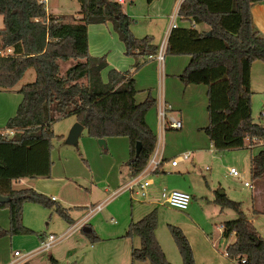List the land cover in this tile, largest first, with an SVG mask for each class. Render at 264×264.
<instances>
[{
    "label": "trees",
    "instance_id": "obj_1",
    "mask_svg": "<svg viewBox=\"0 0 264 264\" xmlns=\"http://www.w3.org/2000/svg\"><path fill=\"white\" fill-rule=\"evenodd\" d=\"M77 1L79 21L65 22L60 15L48 13L41 0H0V46L12 47L10 55L0 56V89L11 88L26 68L34 71V78L17 89L21 98L14 113L5 119L4 127L11 129L12 135L0 131V194L6 196L0 207L7 208L8 217V226L0 227V236L28 230L20 222L24 201L52 204V199L31 187L12 188L11 181L48 176L53 120L72 114L90 136H126L129 175L143 167L154 147L155 134L145 121L154 98L147 94L136 102L134 80L126 71L110 67L106 80L101 79L100 71L107 62L104 55L88 52L86 24L110 21L125 54H134V49L141 55L152 53L151 36L133 35L131 16L114 0ZM254 1L260 0H181L177 16L202 22L207 28L175 26L166 37L165 52L188 55L177 74L180 82L205 86L207 122L201 129L217 149L241 146L245 136H256L264 145V125L252 121L250 115V64L264 60V33L253 25L249 9ZM69 58L74 61L60 72L58 60ZM248 170L252 178L264 176V146L250 154ZM214 201L220 208L236 212L234 218L222 223L223 235L234 234L224 248L226 255L236 260L244 257V264H264V236L245 217L239 201L224 193H216ZM54 209L71 220L63 207L55 205ZM167 226L179 263L166 259L154 235V208L128 222L124 234L139 238L138 246L130 247V260L196 264L182 230L174 224ZM85 232L91 233V229Z\"/></svg>",
    "mask_w": 264,
    "mask_h": 264
},
{
    "label": "rangeland",
    "instance_id": "obj_2",
    "mask_svg": "<svg viewBox=\"0 0 264 264\" xmlns=\"http://www.w3.org/2000/svg\"><path fill=\"white\" fill-rule=\"evenodd\" d=\"M44 4L46 8L58 14L75 15L79 7L77 0H58V3L57 0H47ZM121 4L131 11V23L136 19L139 20L145 13L146 6L143 0L131 2L125 0ZM61 18L69 22L74 19L72 15L61 16ZM174 20L176 21L177 17ZM96 24L98 23H87L86 26L93 25L91 27L95 28ZM138 28L139 25L136 28L133 27V30L141 34L137 31ZM110 30L113 31L112 28ZM88 36L92 44L105 41L104 36L103 39H97L96 34L90 30ZM162 54L164 57H169L170 61L177 66L178 59L186 57L185 54L168 53L164 49ZM154 55L153 53L152 58L145 57L140 64L143 69L138 74L133 72L131 75L133 80H136H134L136 101L143 99L147 94L154 96L157 87L163 83L156 68ZM73 61L71 58L59 59L60 72ZM27 69L16 83L18 88L34 78L33 69L31 67ZM249 78L251 119L264 125V60L255 59L251 62ZM170 83V77L165 79L166 89ZM192 85L204 87L202 83ZM15 93L20 94L17 90ZM10 96V92L0 93V119L8 112L1 107L11 105ZM17 103L13 107L14 111ZM205 104L206 96L200 93L199 97L191 99L190 104L185 106L187 116L181 118V128H166L162 132L157 129L155 106L147 109L145 121L155 134L154 146L158 144L164 147L165 156L177 155L182 150L191 152L188 158L180 160L174 170L168 169L164 162L161 164L162 171L150 173L152 184L146 187L144 196L122 188L123 183L131 176L127 172L125 163L128 157L126 136H106L105 140L103 139L104 143L100 144L97 138L90 136L85 127H82L76 142L67 143L65 137L75 121L74 115L53 120L50 123L53 132L50 139V171L48 176H38L48 185L42 187L43 191L35 190L47 197L54 194L56 200H52L51 205L30 200L22 203L20 222L28 230L0 236V259L3 262L12 259L14 264L26 259L25 264H150L147 259L130 260V247L138 246L139 238L137 235L127 236L124 233L130 220H136L154 208V235L165 252L166 259L172 263H179L180 255L169 232L168 223L178 226L187 240L188 237L183 228L191 238L194 229L211 233L213 238L217 232L219 220L236 215L230 207H223L220 210L219 205L213 201L215 194L224 190L229 198L239 201L240 209L247 217L252 213L253 201L257 197V201H261L263 207L264 176L252 178L248 169L249 155L264 145L261 142L257 143L259 138L256 136L254 141L250 140L251 143H256L250 148L246 136L243 145L237 147L217 149L212 143L207 144L206 135L201 129L207 122ZM172 114L178 117V114L174 112ZM0 131L7 136L13 133H7L3 128ZM196 132L203 136V143L191 137ZM228 166H234L239 174H228ZM243 180H247L253 187L244 186ZM161 187L181 189L189 193L190 198L186 208L177 209L160 203ZM257 188L260 192L254 194ZM69 202L75 204H69ZM55 205L63 207L69 218L73 220L67 221L63 218L54 209ZM96 205L99 207L96 208ZM261 214L263 213L254 214L257 217L255 221L257 227L263 230L261 233L255 223L251 222L264 236V218L260 216ZM7 226V213L5 216L0 214V227L7 228ZM69 226L71 227L67 228ZM83 226L89 227L91 233L85 232L82 229ZM66 228L67 231L63 232ZM49 232L54 236L60 234L61 236L53 240L45 249H40L38 246L40 236L47 235ZM13 250H17L20 254L13 256ZM50 257L54 261L50 260Z\"/></svg>",
    "mask_w": 264,
    "mask_h": 264
},
{
    "label": "crops",
    "instance_id": "obj_3",
    "mask_svg": "<svg viewBox=\"0 0 264 264\" xmlns=\"http://www.w3.org/2000/svg\"><path fill=\"white\" fill-rule=\"evenodd\" d=\"M42 1H43V3H45L47 0H42ZM128 1L131 2L133 0H128ZM180 1L181 0H149V1L143 0V4H145V6H146L145 13H143L141 15L142 17L139 20L136 19V20H134V22H132L129 25L130 30L133 33V35H135L137 37L143 36L145 34L151 36V43L155 46V50L152 53H149L150 56H148V54L147 55H141V54L136 53L137 49L133 50L134 54H125L123 42L118 37H116L117 34L114 30L113 31L110 30V28H112V26H111L110 21H108V20H106L104 22H95V23H98L95 25L96 26L95 28L91 27L93 25L86 26V39H87V48H88L89 53L92 55H99V54L104 53V55H105L107 65L105 68H103L100 71V76H101V79L103 81L106 80V71L110 67L115 68V69L120 70V71H126V75L131 76V75H133V72L134 73L136 72L138 74L139 71H141L143 69L142 65H140V64L143 62L145 57L152 58L153 57L152 54L156 53V50L158 49V47L161 43L164 44V48H165L166 37H167L168 32L170 30V28H169V14L173 11V9L178 7ZM124 2H125V0L122 3H124ZM57 3H58V0H57ZM44 5H45V9L48 13H51L54 15H60V16L72 15L74 19H72L70 22L79 21V18L81 17V14L78 12V9H76L77 13L75 15L66 14V13L58 14V13L54 12L53 10L46 8V4H44ZM50 5H52V4H50ZM121 9L123 12H125L126 14L131 16V11L129 10L128 7L126 8L123 6V4H121ZM249 9H250L251 20L253 22V25L260 32L264 33V0L251 2ZM176 17H177V20L176 21L174 20L175 26L187 27L189 25H192L197 30H203V29L207 28V26L202 22L194 23L188 19L179 18L177 15H176ZM65 22H69V21L65 20ZM138 25H139V28L137 31H140L139 33H141V34H137L138 32H134L135 30H133V27L136 28V26H138ZM89 30L92 31L94 34H96L97 39H103V36H104L105 41L104 42L100 41V42L92 44L89 41V36H88ZM159 41H160V44L158 45ZM154 58H155V56H154ZM187 59H188V55H186V57H181V59H178L179 64L177 66L175 63L170 61L169 57H164L163 54H162L161 59L158 60L157 58H155L156 65H157L156 68L160 73V75L159 74L158 75L161 76L162 82H163L161 86L157 87L156 93H154V96H152L155 100L154 106L156 108V113H157L159 105H163L165 107L168 105L169 107L166 109L167 112L169 114L175 116V117H177V116L172 114V113L174 112V113L178 114V118L181 120L182 117L185 118L187 116L185 106L190 104V100L191 99L193 100V99L199 97L200 93L204 94V89H205L204 85H203L204 87H199L198 85H192L194 83L182 84V82H180V80L177 78V74L183 68V66L187 62ZM29 75H30V73H29ZM168 77H170L171 83L169 84L168 88L166 89L165 79L167 80ZM17 81L9 89H0L1 94H8V92H10V94H11V96L9 97L11 100V105H5V106L1 107L2 109L6 110L8 112H7V114H5V116H3L2 119H0V129L1 128L5 129V127H4L5 119L8 116L13 114V111H14L13 107H15L14 105H16L17 101L19 100V97L21 96V94L15 93L16 90L18 89V87L16 86ZM249 84H250V78H249ZM135 92H136V89H135ZM140 97H143V96H140ZM144 97H143V99H144ZM143 99H139V101H141ZM134 100L136 101L135 93H134ZM136 102H138V101H136ZM181 126H182V122H181ZM191 137L194 140L196 139L197 141H200V143L204 142L203 136L198 135L197 132L195 133V135L192 134ZM104 138L105 137H103V139ZM206 138H207V136H206ZM206 142H207V144L211 143L208 140V138L206 139ZM257 143H259V142H257ZM252 144L255 145L256 143H250V145H248L249 148H250V146H252ZM156 145L158 147H161L162 158L164 159V162L167 165L168 169L174 170V168L178 165V163L180 161H178V163L176 165H170L169 159L171 157H173L174 154H170L168 156H165L164 147H162L158 144H156ZM209 150H210V148H209ZM182 151H186V150H182ZM181 160H183V159H181ZM162 170H163V168H161V166H160V168H158L155 172L162 171ZM127 172H128V166H127ZM151 173H153V172H151ZM151 180H152V178H151ZM151 184H148L146 187H148ZM249 184H250L249 187H253L251 183H249ZM46 185H48V183L41 177H36V178H34V177H20V178H17L15 180L11 181V187L14 189L21 188V187H31L33 189L43 191L42 187H45ZM244 186H248V185H244ZM148 192H150V191L148 190ZM259 192L260 191L258 188L254 190V194H257ZM223 193L225 194V190ZM214 197H213V201H214ZM49 198L52 200H56V197L54 196V194L50 195ZM257 198L256 199L254 198L255 200L253 201L252 213L248 217H247V215L245 216L247 219L254 222L255 225H256L255 221H256L257 217L254 216V214H257V213L259 214L262 212L263 214H261L260 216H262L264 218V206L263 207L261 206V201H257ZM152 201L153 200H151V202ZM69 204H75V203L69 202ZM220 210H221V208H220ZM5 213H7V208L6 207H0V214H2V216H5ZM235 216L236 215L230 216V217L234 218ZM231 218H227V219H231ZM227 219H224V220H227ZM71 220H73V219L71 218ZM224 220H219L218 229H217V232L215 233L213 238H211L212 237L211 233H207V232H204L203 230H196V229L193 230V234H192V238H191L190 235L187 233V231L183 228V231L187 234V237H188V240L190 243L189 245H191V247H190L191 252H192L193 259H194L196 264H237L235 261H238V260L227 256L225 253V250H224L226 244L229 243L230 241H232L234 238L233 232H229L226 235H223L221 233L222 232V223ZM70 227L71 226H69L67 228H70ZM256 227H257V225H256ZM67 228L63 232L67 231ZM257 229L260 231V233H261V231H263L262 228H260V227H257ZM49 233H51V232H49ZM45 236H46V234L40 236V238L45 237ZM60 236H61V234H60ZM164 254H165V252H164ZM12 255H13V251H12ZM13 256H18V255H13ZM26 260H23V261L26 262ZM10 261H12V259L8 260L6 262H3L0 259V264H9Z\"/></svg>",
    "mask_w": 264,
    "mask_h": 264
},
{
    "label": "built area",
    "instance_id": "obj_4",
    "mask_svg": "<svg viewBox=\"0 0 264 264\" xmlns=\"http://www.w3.org/2000/svg\"><path fill=\"white\" fill-rule=\"evenodd\" d=\"M42 1V0H41ZM118 3H122L124 0H114ZM177 15V7L173 9V11L169 14V28H172L175 26L174 19ZM164 49V44H160L158 49L155 53V58L158 60L162 58V52ZM12 53V47L7 46H0V56H7ZM150 56V54H148ZM163 105H159L157 110V124H158V131L162 132L163 129L166 128H172V129H178L181 127V120L178 117H175L167 112V108ZM5 132L12 133L11 129H5ZM6 134V133H5ZM245 138V137H244ZM247 144L250 145V140L254 141L255 136L248 137L246 136ZM258 142H262L260 139ZM190 155V151H181L177 155H174L169 159L170 165H176L178 161L181 159H186ZM164 163V159L162 158L161 154V147H158L157 145L153 147L151 152L148 154L147 160L143 167L134 175H131L122 185L123 189H127L130 192L138 193L140 195L146 194V186L148 184L152 183L151 176L149 174L151 172H154L156 168H160L161 164ZM207 168V166H205ZM227 172L231 175H238L239 172L234 166H228ZM242 183L244 185L250 186L249 182L247 180H243ZM160 195V203H165L171 207L177 208V209H184L186 208L190 195L184 190L181 189H167L164 187H161L159 191ZM99 206L96 205V208ZM60 235L54 236L53 234L49 233L45 237L40 238L39 240V248L45 249L48 247L51 242L55 239H58ZM20 253L17 250H13V255H19ZM244 257H240L238 259L239 264H244ZM9 264H14L13 261H10Z\"/></svg>",
    "mask_w": 264,
    "mask_h": 264
},
{
    "label": "water",
    "instance_id": "obj_5",
    "mask_svg": "<svg viewBox=\"0 0 264 264\" xmlns=\"http://www.w3.org/2000/svg\"><path fill=\"white\" fill-rule=\"evenodd\" d=\"M82 127H83V125L75 120L72 123V125L70 126V128L66 134L65 142L75 143L77 140V136H78L80 130L82 129ZM97 141L100 144L104 143L103 138H97ZM138 149H139V141H136L135 142V152H137ZM222 193H223L222 191H219V194H222ZM5 200H6V196L0 194V201H5ZM82 229L86 231L89 229V227L83 226Z\"/></svg>",
    "mask_w": 264,
    "mask_h": 264
}]
</instances>
